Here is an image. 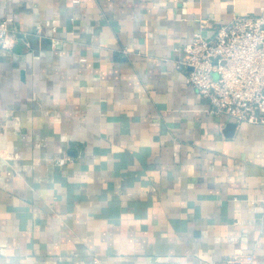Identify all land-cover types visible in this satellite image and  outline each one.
I'll use <instances>...</instances> for the list:
<instances>
[{
    "label": "crops",
    "instance_id": "obj_1",
    "mask_svg": "<svg viewBox=\"0 0 264 264\" xmlns=\"http://www.w3.org/2000/svg\"><path fill=\"white\" fill-rule=\"evenodd\" d=\"M249 13L0 0V264H264V123L211 113L175 48Z\"/></svg>",
    "mask_w": 264,
    "mask_h": 264
},
{
    "label": "built area",
    "instance_id": "obj_2",
    "mask_svg": "<svg viewBox=\"0 0 264 264\" xmlns=\"http://www.w3.org/2000/svg\"><path fill=\"white\" fill-rule=\"evenodd\" d=\"M7 19L0 21V44L12 37ZM186 69V81L210 102L211 113L264 123V14H239L213 35L195 31L175 47Z\"/></svg>",
    "mask_w": 264,
    "mask_h": 264
},
{
    "label": "water",
    "instance_id": "obj_3",
    "mask_svg": "<svg viewBox=\"0 0 264 264\" xmlns=\"http://www.w3.org/2000/svg\"><path fill=\"white\" fill-rule=\"evenodd\" d=\"M11 35L13 34L12 32L10 33ZM25 46V37L24 34L19 32L17 33V43L15 45V50L17 52H21ZM234 124V123H233Z\"/></svg>",
    "mask_w": 264,
    "mask_h": 264
}]
</instances>
